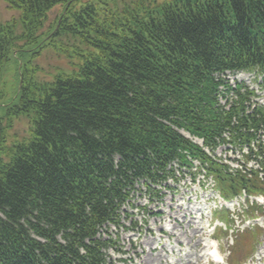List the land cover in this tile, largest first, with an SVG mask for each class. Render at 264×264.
I'll use <instances>...</instances> for the list:
<instances>
[{
    "label": "trees",
    "instance_id": "16d2710c",
    "mask_svg": "<svg viewBox=\"0 0 264 264\" xmlns=\"http://www.w3.org/2000/svg\"><path fill=\"white\" fill-rule=\"evenodd\" d=\"M0 1V264H106L98 228L135 179L203 157L172 127L212 142L237 113L214 74L264 67V0ZM212 170L226 196L264 192Z\"/></svg>",
    "mask_w": 264,
    "mask_h": 264
},
{
    "label": "rangeland",
    "instance_id": "374dc122",
    "mask_svg": "<svg viewBox=\"0 0 264 264\" xmlns=\"http://www.w3.org/2000/svg\"><path fill=\"white\" fill-rule=\"evenodd\" d=\"M0 13L7 20L16 15L14 12L7 11L6 5L2 1H0ZM55 13L53 12L51 17H54ZM21 130H23V126L17 124L15 127L16 133L20 134ZM177 186L169 185L171 190H163L160 194L162 196L161 200L154 199L150 201V198L143 197L141 191L136 192L133 197L134 204L139 203L141 206H146L147 209L146 211L140 210V214L137 217L131 214L132 211H128L129 217L124 216V220L121 223L126 228L132 227L131 222H139L138 227H136L137 230L132 236L124 229L120 231L116 229L110 230L113 235L117 231L119 232L121 239L119 246L122 248V252L116 250L114 253V250L109 253L108 256L111 262H107V264H210V262H206L205 249L200 244L201 240L203 242L204 235L201 229L194 224L197 222L195 218L197 212L191 209L190 201H186V195L183 194L185 192L179 190V186ZM125 208L124 210L128 209L127 206ZM220 216L221 214H215L214 218L221 220ZM144 221L147 222L146 225ZM259 221L262 224V220ZM165 228H171L173 234L170 241L176 247V251H178L173 255L165 250L158 251L157 249V244H160L157 239L161 238L163 242L168 240L167 237H162L160 233ZM241 228L244 227L241 226ZM139 234H141L140 237ZM155 236L156 238H154ZM216 237L219 238L220 236L217 234ZM137 239L138 241H136ZM129 240L131 243L137 242V246L131 245L128 242ZM122 242L125 243L124 247H122ZM177 245L180 247H177ZM138 246L140 247L138 248ZM229 246H231L230 240L228 242L224 241L223 252L225 256L231 253ZM240 246L232 248L233 254H237L239 249H244L245 253L250 251L249 246ZM160 247L162 248L161 245ZM229 262H237V260L236 258H230ZM224 264H228V262H224ZM243 264H264V232L260 237L256 250L254 249L253 254L247 257Z\"/></svg>",
    "mask_w": 264,
    "mask_h": 264
},
{
    "label": "built area",
    "instance_id": "2783aa9c",
    "mask_svg": "<svg viewBox=\"0 0 264 264\" xmlns=\"http://www.w3.org/2000/svg\"><path fill=\"white\" fill-rule=\"evenodd\" d=\"M218 152H220V149L218 150Z\"/></svg>",
    "mask_w": 264,
    "mask_h": 264
}]
</instances>
